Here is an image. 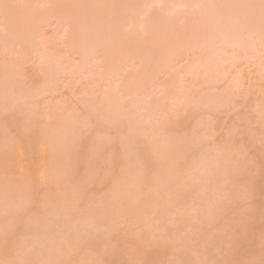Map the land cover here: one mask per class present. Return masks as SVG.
Segmentation results:
<instances>
[{
    "label": "bare ground",
    "instance_id": "1",
    "mask_svg": "<svg viewBox=\"0 0 264 264\" xmlns=\"http://www.w3.org/2000/svg\"><path fill=\"white\" fill-rule=\"evenodd\" d=\"M0 264H264V0H0Z\"/></svg>",
    "mask_w": 264,
    "mask_h": 264
},
{
    "label": "rangeland",
    "instance_id": "2",
    "mask_svg": "<svg viewBox=\"0 0 264 264\" xmlns=\"http://www.w3.org/2000/svg\"><path fill=\"white\" fill-rule=\"evenodd\" d=\"M46 30H48V29H46ZM48 31H49V30H48ZM48 31H47V32H48ZM50 31L52 32V30H50ZM46 34H47V33H46ZM49 34L51 35L52 33L49 32Z\"/></svg>",
    "mask_w": 264,
    "mask_h": 264
}]
</instances>
